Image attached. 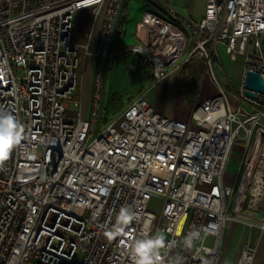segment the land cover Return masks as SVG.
<instances>
[{"label": "built area", "instance_id": "2783aa9c", "mask_svg": "<svg viewBox=\"0 0 264 264\" xmlns=\"http://www.w3.org/2000/svg\"><path fill=\"white\" fill-rule=\"evenodd\" d=\"M121 1L0 0V110L23 126L14 150L0 159V264H133L132 239L157 234L164 239L158 264H217L230 223L264 234V95L247 97L243 84L246 72L264 80V0H205L197 21L146 0L155 12L135 25L130 52L150 65L154 83L172 66L201 62L217 93L185 122L157 114L141 92L98 126ZM103 7L82 119L78 100L74 114L67 107L86 51L73 41V21L81 10L97 16ZM222 55L243 58L236 96L246 108L232 109L216 80ZM209 108H223V121L207 126ZM237 139L252 140L236 179L225 169ZM152 199L161 202L157 215L147 209ZM124 205L135 217L126 234L107 239ZM193 230L201 234L189 248L184 238ZM255 254V246L239 244L236 264H253Z\"/></svg>", "mask_w": 264, "mask_h": 264}, {"label": "crops", "instance_id": "0c3cea01", "mask_svg": "<svg viewBox=\"0 0 264 264\" xmlns=\"http://www.w3.org/2000/svg\"><path fill=\"white\" fill-rule=\"evenodd\" d=\"M184 5L185 6L183 7L182 10H179L177 8L178 11H180L185 16H188V18L190 17V19H192L193 21H197L200 19L202 15L199 18L192 17V15L190 14L191 12H190V8L188 7V4L185 3ZM103 12H104V7L100 9L99 14L97 16H94L92 9H84L75 14L73 21V41L76 42L77 44L85 46L86 48V51L80 52V71H79V87H78L79 109L81 112V103L83 102L85 104L87 111L86 116L88 115V111H89L91 94L93 90L94 75H95L96 62L93 53L95 51L97 37L103 19ZM145 12H152V13L155 12L154 8L149 3H147L146 0L121 1L119 18L115 25V34L113 36V41L109 48V57L103 79L106 78L107 71L110 68V62L112 61V59H110L111 57L115 58L117 55L123 53H131L129 52L130 46H128V42H126L128 31L131 28L135 29V25L139 22L142 14ZM263 41H264V37H263ZM134 44L135 42L133 41V45ZM252 48H253L252 40H248V42L245 45V52L247 53L252 52L253 50ZM135 56L150 67V65L146 63L143 59H141L140 56L138 55ZM227 66L228 67L230 66V68L231 66H234V70H233L234 76L236 78L239 87V83L242 78L243 58L238 56L234 61H231L228 59L227 56L222 55V64L220 67H217L215 69V73L216 74L219 73L218 75H222L221 71H223L224 73L225 72L224 69ZM131 69H135V66L132 65ZM85 77H86V81L83 88V81ZM147 82H148L147 89L141 92H145V96L148 101V104L154 109V111L157 114L164 116L166 118L185 121V122L189 121L190 113L197 105L211 98L217 93L216 85L205 72H203V75L199 82L196 95L191 101L185 97L182 91L180 71L175 68L173 70L170 69L168 75L158 83H154L152 74L150 72V76ZM222 85L224 88L221 86L220 87L227 93L228 102L232 109L236 108L239 105L246 108L244 104L238 101L236 96L237 92L234 94L228 92L226 90L228 85L226 82H224ZM105 99L106 96L101 94V100H100L101 104ZM261 126L264 128V122L261 123ZM191 127H193V125H191ZM254 135H255V131L252 130L250 137H254ZM238 137H244V133L239 132ZM226 228H233L235 231L238 230V228H241L242 233H244L243 227L238 223H230ZM254 230L256 232L257 241L256 240L255 242L250 241L249 243L256 247V254L253 263L255 261L257 262L260 261L259 259H257V253L259 251L263 252L264 250V244L262 243V241H264V234L261 235L256 229ZM217 264H219V261L217 262Z\"/></svg>", "mask_w": 264, "mask_h": 264}, {"label": "rangeland", "instance_id": "374dc122", "mask_svg": "<svg viewBox=\"0 0 264 264\" xmlns=\"http://www.w3.org/2000/svg\"><path fill=\"white\" fill-rule=\"evenodd\" d=\"M169 4L172 8L178 11L182 10L187 3L190 8V14L194 18H199L203 14L205 0H157ZM167 1V2H166ZM178 8V9H177ZM181 13L180 11H178ZM182 14V13H181ZM184 15V14H182ZM185 16V15H184ZM188 17V16H187ZM190 18V17H189ZM127 41L130 48L136 44L134 38V29H130L127 34ZM133 41L135 44L133 45ZM132 44V45H131ZM110 68L107 71L106 78L103 79L101 94L106 96V99L101 104V114L102 116L98 120V126L101 121L109 122L110 120L119 116L122 110L127 106L129 101L136 97L141 91H144L148 87V78L150 76V67L139 60L135 54L123 53L117 55L115 58H110ZM134 65L135 69H131ZM178 65V63H177ZM175 66L170 69L173 70ZM234 66L225 67L224 73L221 71L222 75L216 74V80L223 87V83L226 82V90L231 94L237 92L238 84L234 76ZM226 73V74H225ZM86 75V74H85ZM86 77L83 81V88L85 85ZM224 88V87H223ZM79 97V95H78ZM76 98L72 97L71 101L67 102L68 111L74 114L77 111L73 107L72 101ZM82 102V101H81ZM72 114V115H73ZM86 107L85 104L81 103V118L86 119ZM74 116V115H73ZM250 139L248 142L236 140L235 146L233 147L226 165V175L229 177L237 176L240 171L241 161L243 159V154L247 148L251 145ZM179 181V178H176ZM161 208V202L158 199H152L148 204V211L157 215ZM256 232L254 229L246 231L244 234L241 228L234 230L233 228H225L222 235V242L220 247L219 264H236L237 259V248L239 244L243 242L250 243L255 242ZM239 243V244H238ZM264 244V241H262ZM263 247V246H261ZM257 259L260 261H255L253 264H264V250L263 252L257 253Z\"/></svg>", "mask_w": 264, "mask_h": 264}, {"label": "clouds", "instance_id": "9594fccd", "mask_svg": "<svg viewBox=\"0 0 264 264\" xmlns=\"http://www.w3.org/2000/svg\"><path fill=\"white\" fill-rule=\"evenodd\" d=\"M226 113L223 108L209 110L203 116V122L207 126H215L218 121H223ZM197 119H200L197 116ZM23 126L11 112L0 110V159L6 158L14 150L21 139ZM135 217V213L126 205L121 206L115 214V220L105 232L107 239H113L118 235L126 234V227ZM205 235L208 230H203ZM201 230H193L184 238L186 247H192L194 241L200 238ZM164 242L162 235H148L142 238L132 239L128 245L129 254L133 264H158L159 249Z\"/></svg>", "mask_w": 264, "mask_h": 264}, {"label": "trees", "instance_id": "16d2710c", "mask_svg": "<svg viewBox=\"0 0 264 264\" xmlns=\"http://www.w3.org/2000/svg\"><path fill=\"white\" fill-rule=\"evenodd\" d=\"M181 88L188 100H192L197 92L199 82L204 72L203 64L201 62L185 63L180 68ZM78 100V91L73 96Z\"/></svg>", "mask_w": 264, "mask_h": 264}, {"label": "water", "instance_id": "95a60500", "mask_svg": "<svg viewBox=\"0 0 264 264\" xmlns=\"http://www.w3.org/2000/svg\"><path fill=\"white\" fill-rule=\"evenodd\" d=\"M218 3L221 0H216ZM142 59V58H141ZM244 88L247 90L245 95L253 100L257 98V95L253 92L264 95V80L255 73L246 72L243 80Z\"/></svg>", "mask_w": 264, "mask_h": 264}]
</instances>
